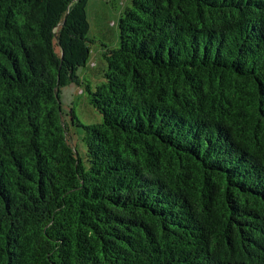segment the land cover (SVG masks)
<instances>
[{
    "label": "trees",
    "instance_id": "1",
    "mask_svg": "<svg viewBox=\"0 0 264 264\" xmlns=\"http://www.w3.org/2000/svg\"><path fill=\"white\" fill-rule=\"evenodd\" d=\"M88 3L0 0V264H264V0H130L83 81Z\"/></svg>",
    "mask_w": 264,
    "mask_h": 264
},
{
    "label": "rangeland",
    "instance_id": "2",
    "mask_svg": "<svg viewBox=\"0 0 264 264\" xmlns=\"http://www.w3.org/2000/svg\"><path fill=\"white\" fill-rule=\"evenodd\" d=\"M129 3L130 0H89L88 18L91 24L89 34L95 39V42L92 44V54L89 65L92 66L94 73L85 67L80 68L79 74L83 81L90 80L91 75L96 73L98 75L103 69L104 61L101 52L104 46H102V44H108L110 42L108 37H113V31H115L116 35L118 34V19L123 9ZM83 92V88L75 83L67 84L61 89V101L65 113H69L70 109L73 107L78 117L83 122L88 123L92 120H96V115L92 112L94 108L87 105L86 94ZM96 114L98 115L97 120H100L101 117L99 113L96 112ZM71 129H73V131L76 130L75 127ZM77 136L78 135H74L75 142L79 145L80 152L84 154L82 149L84 147H81V141L77 140Z\"/></svg>",
    "mask_w": 264,
    "mask_h": 264
}]
</instances>
